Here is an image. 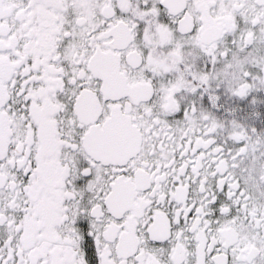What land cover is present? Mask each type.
<instances>
[{"label": "snow or ice", "instance_id": "snow-or-ice-1", "mask_svg": "<svg viewBox=\"0 0 264 264\" xmlns=\"http://www.w3.org/2000/svg\"><path fill=\"white\" fill-rule=\"evenodd\" d=\"M264 0H0V264H264Z\"/></svg>", "mask_w": 264, "mask_h": 264}, {"label": "flooded vegetation", "instance_id": "flooded-vegetation-1", "mask_svg": "<svg viewBox=\"0 0 264 264\" xmlns=\"http://www.w3.org/2000/svg\"><path fill=\"white\" fill-rule=\"evenodd\" d=\"M255 175L259 179H264V161L257 163L254 166Z\"/></svg>", "mask_w": 264, "mask_h": 264}]
</instances>
